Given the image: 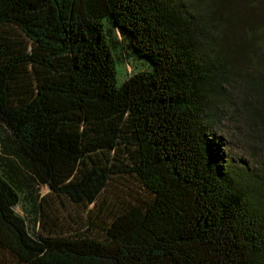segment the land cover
I'll list each match as a JSON object with an SVG mask.
<instances>
[{
    "label": "trees",
    "instance_id": "1",
    "mask_svg": "<svg viewBox=\"0 0 264 264\" xmlns=\"http://www.w3.org/2000/svg\"><path fill=\"white\" fill-rule=\"evenodd\" d=\"M0 264H264V0H0Z\"/></svg>",
    "mask_w": 264,
    "mask_h": 264
},
{
    "label": "rangeland",
    "instance_id": "2",
    "mask_svg": "<svg viewBox=\"0 0 264 264\" xmlns=\"http://www.w3.org/2000/svg\"><path fill=\"white\" fill-rule=\"evenodd\" d=\"M129 65L131 67H129ZM148 67L150 69H153L154 66L150 62L147 63ZM128 66V67H127ZM132 68L135 70V72L147 70V66L143 64V60L140 58L133 56L129 63L121 64L119 63L117 65L118 69V82L119 85H122L128 78L129 72H132ZM149 69V70H150ZM236 123H240L238 120L233 123L225 121L221 124V126L214 132L216 136V144L218 146V150L221 151V155L228 157H235L238 159H241L245 162H250L252 159L250 158L247 149L245 147V144L242 141L241 132L237 130L238 127ZM132 182V181H131ZM126 185H129V183L125 182ZM139 190V189H136ZM140 191V190H139ZM50 188L46 185H43L40 187V193L42 196L49 194ZM133 193V192H132ZM139 194L138 191L136 192V195ZM135 195V196H136ZM141 195V194H140ZM125 200H129L128 197H124ZM55 208H57L58 211V218L61 220V224L63 223L62 227L70 232H72V229L75 228H82L86 223V215L87 211L84 208H79L77 206L69 205L64 206L57 202L55 204ZM17 212L27 218L30 219V227L33 231L38 232L40 230V226L36 225V227H33V221L36 220L35 214L31 213V208L28 206V204H21L16 209ZM35 219V220H34Z\"/></svg>",
    "mask_w": 264,
    "mask_h": 264
}]
</instances>
